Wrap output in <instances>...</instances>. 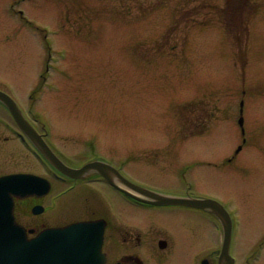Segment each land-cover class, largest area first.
Instances as JSON below:
<instances>
[{
    "label": "rangeland",
    "instance_id": "1",
    "mask_svg": "<svg viewBox=\"0 0 264 264\" xmlns=\"http://www.w3.org/2000/svg\"><path fill=\"white\" fill-rule=\"evenodd\" d=\"M0 90L65 153L94 144L111 163L130 161L126 173L144 185L220 201L236 263L264 264V0H0ZM20 153L29 159L1 154L0 172L37 168ZM103 192L122 221L151 214ZM84 195L49 197L47 223L85 216ZM176 212L156 221L172 248L145 249L146 264H198L221 246L213 218Z\"/></svg>",
    "mask_w": 264,
    "mask_h": 264
},
{
    "label": "water",
    "instance_id": "2",
    "mask_svg": "<svg viewBox=\"0 0 264 264\" xmlns=\"http://www.w3.org/2000/svg\"><path fill=\"white\" fill-rule=\"evenodd\" d=\"M0 100L11 111L21 129L62 173L78 178L91 168H98L104 172L103 166L98 163L87 164L79 170L66 166L23 118L15 102L6 93L0 91ZM240 124H243L242 119ZM106 168L119 175L112 167ZM104 173L112 182L107 172ZM121 178L131 190L148 198H139L129 193L141 201L158 205L180 204L211 209L221 219L224 228L222 257L229 260L228 264H233L229 255L232 221L219 202L212 199L163 196ZM49 190L50 186L46 180L33 175L17 174L0 178V264H105L106 256L102 252L104 221L79 222L63 228L47 229L34 239L28 240L25 230L15 222L13 196L45 194Z\"/></svg>",
    "mask_w": 264,
    "mask_h": 264
},
{
    "label": "flooded vegetation",
    "instance_id": "3",
    "mask_svg": "<svg viewBox=\"0 0 264 264\" xmlns=\"http://www.w3.org/2000/svg\"><path fill=\"white\" fill-rule=\"evenodd\" d=\"M13 121V122H12ZM35 128L43 135L45 140L54 150V152L69 166L74 168H80L86 162L91 161H102L109 163L105 155L97 152L94 146H90L86 148L81 153H76L74 156L67 155L66 153L57 149L54 143L49 140L46 135L40 131L37 127L35 121H31ZM0 128L3 131L8 132L7 136L0 135V145L6 144L11 141L17 142L23 149H32L33 153L36 156L37 163L39 167L42 169L43 174L51 181L52 186L54 187V183L67 184L70 185L74 189V194L79 191L80 188L88 189L89 185L92 183H102L105 185L109 184L106 180L97 172H92L88 174L84 179L72 180L64 175H62L59 171H57L52 165H50L47 160L40 155L30 144V142L21 134V131L16 126L14 120L8 121L5 118L0 116ZM17 153L19 150L16 149ZM29 152V151H28ZM7 153L12 156L14 150L7 151ZM157 154H160L157 153ZM16 157V156H12ZM11 157V158H12ZM118 166V167H117ZM118 170L122 172L125 176L124 169L122 165H116ZM26 171L23 169L13 170L2 172L0 175L13 173V172H22ZM128 177V176H127ZM131 180V179H130ZM136 182V181H135ZM166 194L186 196L184 190L182 189H162ZM118 196L124 198L127 202H129L134 208L142 209L149 211L151 214H137L130 212L129 214L135 218H140L143 221V225L138 222H134V220H130L129 223L118 220L112 221L107 216V212L110 211V201L104 200L102 202V215H97L96 211L89 205V197H85L84 201L85 208L87 210L88 216H86L83 220H98L104 219L107 221V227L105 232V253L107 256L106 264H146L144 259V251L145 249L156 250L157 247L161 251L170 250L172 248V240L170 234L164 229L158 228L156 221H164L165 219L171 218L174 220L172 213L176 212L181 207H159L152 206L146 203L139 202L132 198L127 197L124 193L118 191ZM47 196L45 197H37L31 196L24 199L16 198L15 199V215L17 222L24 227L28 232L32 231L33 233L28 234L29 237H33L39 232L43 231L47 228V220L46 217H43V214H35L34 208L36 206H41L45 203ZM165 214H171V216H165ZM180 221H183L187 224L186 217L179 218ZM178 220V219H177ZM161 227V226H160ZM199 253V261L198 264H203V261L206 260L205 264H218L219 253L216 251L215 253H209L205 255H201ZM161 255V254H158ZM156 262H163L165 259L163 257H157Z\"/></svg>",
    "mask_w": 264,
    "mask_h": 264
}]
</instances>
